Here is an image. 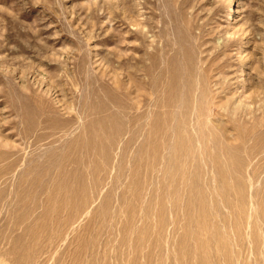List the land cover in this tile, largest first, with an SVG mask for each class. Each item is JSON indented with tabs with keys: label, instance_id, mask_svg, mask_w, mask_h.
<instances>
[{
	"label": "rangeland",
	"instance_id": "374dc122",
	"mask_svg": "<svg viewBox=\"0 0 264 264\" xmlns=\"http://www.w3.org/2000/svg\"><path fill=\"white\" fill-rule=\"evenodd\" d=\"M263 104L264 0H0V264H264Z\"/></svg>",
	"mask_w": 264,
	"mask_h": 264
},
{
	"label": "bare ground",
	"instance_id": "6f19581e",
	"mask_svg": "<svg viewBox=\"0 0 264 264\" xmlns=\"http://www.w3.org/2000/svg\"><path fill=\"white\" fill-rule=\"evenodd\" d=\"M188 27V26H187ZM187 29V28H186ZM173 50V49H172ZM194 51V50H193ZM165 53V52H164ZM185 53V52H184ZM195 53V52H194ZM151 54V53H150ZM153 54V53H152ZM193 54V53H192ZM174 55H175V53H174ZM154 56V55H153ZM188 56V55H187ZM186 56V57H187ZM150 57V56H149ZM176 57V56H175ZM175 57H174V59H175ZM182 57V56H181ZM153 58V57H152ZM184 58V57H183ZM182 58V59H183ZM188 58V57H187ZM186 58V59H187ZM150 59V58H149ZM154 60V59H153ZM159 60V59H158ZM173 60V59H172ZM155 61V60H154ZM171 61V60H170ZM174 61V60H173ZM185 61V60H184ZM175 62V61H174ZM174 62L172 63V65H174ZM183 62V61H182ZM186 62V61H185ZM151 64H152V62H150ZM166 63V62H165ZM171 63V62H170ZM154 64V63H153ZM156 64V63H155ZM158 65V64H157ZM156 65V66H157ZM168 65V64H167ZM171 65V64H170ZM166 66V65H165ZM154 67V69H152V70H154V71H156L155 70V66H153ZM153 67H151V65H150V68H153ZM171 66H169V68H170ZM174 67V66H173ZM147 68V67H146ZM157 69H158V67H156ZM195 68V67H194ZM207 68H209V67H207ZM144 69H145V67H144ZM148 69V68H147ZM163 69V68H162ZM171 69V68H170ZM141 70V69H140ZM149 70V69H148ZM174 70H175V68H174ZM189 70V69H188ZM209 70V69H208ZM142 71H143V68H142ZM171 71H173V70H171ZM204 71H205V69H204ZM145 72H146V70H145ZM152 72V71H151ZM163 72V71H162ZM161 71H160V73H162ZM187 72V71H186ZM185 72V73H186ZM209 72V71H208ZM190 73V72H189ZM192 73V72H191ZM167 74V73H166ZM171 74V73H170ZM193 74V73H192ZM207 74V73H206ZM147 75V74H146ZM149 75V74H148ZM153 75V74H152ZM151 75V76H152ZM163 75V74H162ZM179 75V74H178ZM184 75V74H183ZM189 75V74H188ZM191 75V74H190ZM194 75H196V74H194ZM208 75V74H207ZM207 75L205 76V77H207ZM173 76H175L176 77V75L174 74ZM147 77V76H146ZM172 77V76H171ZM174 77V78H175ZM193 77V76H192ZM195 77V76H194ZM197 77H198V74H197ZM200 77V76H199ZM202 77H203V75H202ZM148 78H149V76H148ZM154 78V77H153ZM165 78V77H164ZM170 78V77H169ZM168 78V79H169ZM179 78V77H178ZM167 79V78H166ZM177 79V78H176ZM195 79V78H194ZM201 79V78H200ZM200 79H197V80H200ZM209 79V78H208ZM150 80V79H149ZM149 80H148V82H149ZM155 80V79H154ZM160 80V79H159ZM162 80V79H161ZM165 80V79H164ZM171 80V79H170ZM173 80V79H172ZM175 81V80H174ZM174 81H171V82H174ZM186 81V83H188L187 82V80H185ZM204 81V80H203ZM206 81V80H205ZM167 82L168 83H170L168 80H167ZM198 83V86H199V81H197ZM157 83H158V81H157ZM162 83H163V81H162ZM175 83H176V81H175ZM201 83V82H200ZM151 84V83H150ZM156 84V83H155ZM159 85H161L160 83H158ZM165 84V83H164ZM192 84V83H191ZM147 85H149V84H147ZM170 85V84H169ZM203 85V84H202ZM201 85V86H202ZM205 85V84H204ZM140 86V85H139ZM158 86V85H157ZM157 86H155V88L157 87ZM163 86V85H162ZM171 86V85H170ZM172 86H173V84H172ZM176 86H178L177 84H176ZM176 86H175V88H176ZM207 86V85H206ZM185 87V86H184ZM187 87V86H186ZM195 87V86H194ZM163 88V87H162ZM172 88V87H171ZM191 88H193V87H191ZM199 88V87H198ZM202 88V87H201ZM205 88V87H204ZM164 89H167V88H164ZM168 89H169V87H168ZM177 89H178V87H177ZM185 89V88H184ZM206 89V88H205ZM156 90H158L157 88H156ZM170 90V89H169ZM172 90V89H171ZM176 90V89H175ZM204 90V89H203ZM201 91L200 90V92H199V94L202 92V93H204V91ZM174 91V90H173ZM173 91H171V92H173ZM178 91V90H177ZM176 91V92H177ZM199 91V90H198ZM167 92V91H166ZM179 92V91H178ZM189 92V91H188ZM190 92H193L192 90H190ZM164 93V92H163ZM184 94V93H183ZM190 94V93H189ZM158 95V94H157ZM160 95H161V93H160ZM166 95V94H165ZM188 95V94H187ZM187 95H185V96H187ZM191 95V94H190ZM190 95H189V97H190ZM214 95V94H213ZM164 96V95H163ZM167 96V95H166ZM192 96V95H191ZM165 97V96H164ZM188 97V96H187ZM196 97V96H195ZM206 97V96H205ZM159 98H160V96H159ZM166 98V97H165ZM184 98V97H183ZM164 99V98H163ZM254 99H255V97H251V101L253 102L254 101ZM184 100H186V98L185 99H182V102L184 101ZM194 101V100H193ZM200 101V100H199ZM209 101V100H208ZM171 102V101H170ZM166 103V102H165ZM167 103H168V100H167ZM176 103V102H175ZM185 103V102H184ZM187 103H188V101H187ZM186 103V104H187ZM190 103H191V101H190ZM207 103V102H206ZM159 104V103H158ZM170 104V103H169ZM201 104V103H200ZM203 104V103H202ZM156 105H157V103H156ZM163 105H165V104H163ZM176 105V104H175ZM162 106V105H161ZM166 107V106H165ZM169 107V106H168ZM173 107V106H172ZM186 107V106H185ZM259 111V113L258 114H256L257 112ZM264 104L263 105H261V106H259V107H257V108H255V109H253L252 111H249V123H250V126H251V139L254 141V139L255 138H257V137H259V136H261L263 139H264V118H263V116H264ZM263 115V116H262ZM186 116V115H185ZM249 131H250V129H249ZM250 133V132H249ZM248 136V135H247ZM248 136V137H249ZM249 141V140H248ZM264 141V140H263ZM257 142H259V141H257ZM250 144V143H249ZM259 144V143H258ZM264 144V143H263ZM251 145H252V143H251ZM250 145V146H251ZM260 145V144H259ZM241 146V145H240ZM261 146H263V145H261ZM261 148V147H260ZM251 149H252V147H251ZM256 149H258V146L256 147ZM255 149V151H257ZM241 150V149H240ZM258 150H261V149H258ZM251 151H253V150H251ZM250 152V151H249ZM259 152V151H258ZM254 153V152H253ZM249 153H247V155H248ZM252 154V153H251ZM250 157H252V156H250ZM254 157H256V156H254ZM254 157H252V159L254 158ZM259 157V156H258ZM262 157V156H261ZM264 158V157H263ZM262 158V159H263ZM258 159H261V158H258ZM262 161V160H261ZM264 161V160H263ZM254 164V163H253ZM264 164V163H263ZM258 165V164H257ZM263 166V165H262ZM253 168H254V166H253ZM256 168V167H255ZM259 168V167H258ZM261 168V167H260ZM251 169H252V167H251ZM262 169V168H261ZM253 170V169H252ZM258 170V169H257ZM263 170V169H262ZM253 174V173H252ZM256 176V175H255ZM260 191H262L261 189H260ZM257 194V193H256ZM256 196H258V195H256ZM260 197H261V195H260ZM262 197H263V199H264V192L262 193ZM260 199V198H259ZM257 201H258V199H257ZM264 201V200H263ZM260 203V202H259ZM264 203V202H263ZM261 204V203H260Z\"/></svg>",
	"mask_w": 264,
	"mask_h": 264
}]
</instances>
